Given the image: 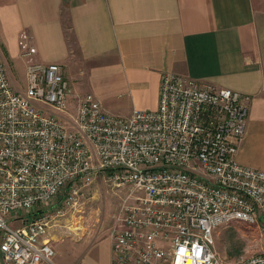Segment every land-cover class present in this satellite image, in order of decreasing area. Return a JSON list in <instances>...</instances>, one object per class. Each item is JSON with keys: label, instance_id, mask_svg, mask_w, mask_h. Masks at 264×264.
Wrapping results in <instances>:
<instances>
[{"label": "built area", "instance_id": "2783aa9c", "mask_svg": "<svg viewBox=\"0 0 264 264\" xmlns=\"http://www.w3.org/2000/svg\"><path fill=\"white\" fill-rule=\"evenodd\" d=\"M18 47L29 60L23 92L0 54L4 264H54L44 237L65 213L20 228L8 218L57 197L62 207H77L101 172L125 193L109 230L110 264H222L213 250L218 227L264 223V172L236 159L249 97L164 73L157 108L122 117L91 94L75 95L61 65L33 62L27 35ZM233 264H264V251Z\"/></svg>", "mask_w": 264, "mask_h": 264}, {"label": "crops", "instance_id": "0c3cea01", "mask_svg": "<svg viewBox=\"0 0 264 264\" xmlns=\"http://www.w3.org/2000/svg\"><path fill=\"white\" fill-rule=\"evenodd\" d=\"M22 34L33 62L66 63L75 95L117 92L129 115L157 108L164 73L249 97L236 159L264 172V0H0L11 59L22 60ZM57 227L44 237L54 264L111 263L108 233L92 241Z\"/></svg>", "mask_w": 264, "mask_h": 264}, {"label": "rangeland", "instance_id": "374dc122", "mask_svg": "<svg viewBox=\"0 0 264 264\" xmlns=\"http://www.w3.org/2000/svg\"><path fill=\"white\" fill-rule=\"evenodd\" d=\"M14 51L10 47L0 46V54L5 61L7 70L10 74L13 85L23 92L25 90L24 67L29 60H20L14 55L11 59L8 51ZM6 57V59H5ZM64 66L66 74V63H60ZM26 69V67H25ZM83 94H91L97 100L102 102L103 108L113 115L128 117V107L121 108V100L118 93L109 91L103 93L98 89H85ZM97 96V97H96ZM75 103H71L69 110L75 113ZM107 172L98 173L91 185L82 189V198L77 207H62L59 197L45 206H38L31 212H19L8 218L9 223L14 228L23 227L26 221H33L43 214L55 216L56 210H62L65 213L63 218H56L60 221L56 229L63 230L72 236L87 237L92 241L99 239L108 233L114 218L119 213L123 195L125 193L114 190L107 183ZM58 224V225H59ZM64 226V227H62ZM68 245L70 242H67ZM213 250L222 264H233L240 258H249L264 251V223L257 225H245L241 223H232L218 227L213 233ZM54 260V257H53ZM0 264H4L0 253Z\"/></svg>", "mask_w": 264, "mask_h": 264}]
</instances>
